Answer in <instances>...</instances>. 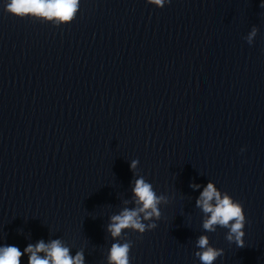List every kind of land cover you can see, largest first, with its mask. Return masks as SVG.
Masks as SVG:
<instances>
[{
  "label": "clouds",
  "instance_id": "clouds-1",
  "mask_svg": "<svg viewBox=\"0 0 264 264\" xmlns=\"http://www.w3.org/2000/svg\"><path fill=\"white\" fill-rule=\"evenodd\" d=\"M148 4L163 8L170 0H147ZM80 0H7L5 11L15 17H36L57 23H70L79 10ZM264 7V2L261 3ZM258 29L254 26L246 37L248 43H252L257 35ZM138 160H133L130 169H134ZM199 187V185H194ZM136 203L140 205L137 209H124L120 214L111 217L108 231L115 239L123 230L132 229L143 234L145 231L153 230L156 223L145 224L142 222L140 213H143V220H151L153 217L158 221L161 212L158 205L161 201L167 202L164 196H157L151 183L140 177L135 182L133 189ZM196 206L201 208L207 218L203 221V229L206 232H215L216 226L228 229L226 240L235 243L238 247H244V228L247 223L243 205L234 200L229 194L221 195L217 187L209 182L200 193ZM199 251L195 256L201 264H214V261L223 254V249L210 246L206 235H201L196 241ZM132 242L113 243L109 250V264H131L130 251ZM45 253L41 257L39 253ZM28 254V264H84L83 254L77 253L75 257L69 254V249L64 247L60 240H53L45 244L43 240L35 245L29 244L21 252L15 245L0 246V264H20L21 257Z\"/></svg>",
  "mask_w": 264,
  "mask_h": 264
}]
</instances>
